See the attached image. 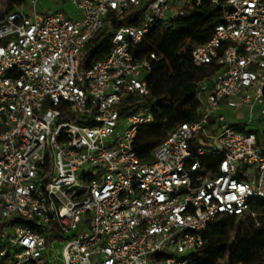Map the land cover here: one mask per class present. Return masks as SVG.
I'll use <instances>...</instances> for the list:
<instances>
[{
  "label": "built area",
  "instance_id": "built-area-1",
  "mask_svg": "<svg viewBox=\"0 0 264 264\" xmlns=\"http://www.w3.org/2000/svg\"><path fill=\"white\" fill-rule=\"evenodd\" d=\"M64 2L70 14L0 0V264H198L212 222L254 216L264 199V146L247 129L264 118V0ZM204 2L220 21L190 51L212 68L202 111L143 161L137 135L155 119L135 97L162 56L137 47L156 21ZM103 29L109 51L85 66ZM227 109L249 117L227 123Z\"/></svg>",
  "mask_w": 264,
  "mask_h": 264
},
{
  "label": "trees",
  "instance_id": "trees-1",
  "mask_svg": "<svg viewBox=\"0 0 264 264\" xmlns=\"http://www.w3.org/2000/svg\"><path fill=\"white\" fill-rule=\"evenodd\" d=\"M140 12L117 20L114 27L138 24ZM220 21V10L208 2L196 8H186L181 16L158 20L147 38L137 47L138 55L155 52L162 56L153 62L146 77L148 94L135 97L140 107H148L155 119L140 129L135 150L143 161L152 159L151 151L176 124L198 119L203 98L198 88L211 66H198L190 51L204 43L214 25ZM84 60L87 66L109 51L110 38L106 29L100 31L87 46ZM254 216L222 215L205 232V243L198 264H263L264 263V199H253Z\"/></svg>",
  "mask_w": 264,
  "mask_h": 264
},
{
  "label": "rangeland",
  "instance_id": "rangeland-1",
  "mask_svg": "<svg viewBox=\"0 0 264 264\" xmlns=\"http://www.w3.org/2000/svg\"><path fill=\"white\" fill-rule=\"evenodd\" d=\"M73 6L68 3L64 2V0H39L38 10H42L44 13H48L53 10L61 9L63 11L69 12V14L73 11ZM79 14H74V16L78 17ZM250 69L255 70L256 66L251 65ZM245 111V112H244ZM222 114L226 115L227 123L230 124H241L247 121L249 114L246 113L245 109H237L231 112L227 109L225 112H221ZM247 129L249 130H256L260 133L261 139V146H264V118H259L253 120L249 125H247ZM198 139V138H197ZM63 242L55 243L54 247L56 249V255L60 258L61 257V249H62ZM61 263V261H60Z\"/></svg>",
  "mask_w": 264,
  "mask_h": 264
}]
</instances>
